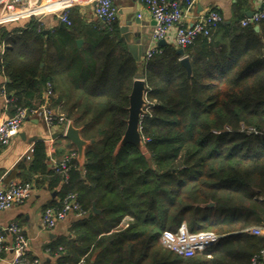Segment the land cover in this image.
I'll return each mask as SVG.
<instances>
[{
    "label": "trees",
    "instance_id": "obj_1",
    "mask_svg": "<svg viewBox=\"0 0 264 264\" xmlns=\"http://www.w3.org/2000/svg\"><path fill=\"white\" fill-rule=\"evenodd\" d=\"M70 17V26L52 33L35 20L12 29L1 63L6 92L19 105H31L51 82L60 112L92 140L83 167L73 160L60 192H76L89 216L50 251L62 248L61 262L85 256L89 264H249L264 247V237L246 230L264 223V19L255 30L240 25V14L182 54L165 44L139 63L118 22L86 25ZM140 65L148 157L131 144L116 151ZM250 128L260 133L248 134ZM33 151L30 169L45 172V146ZM92 202L100 214L92 213ZM125 216L133 221L117 229ZM183 221L190 231L222 235L211 257L182 258L160 245L161 232Z\"/></svg>",
    "mask_w": 264,
    "mask_h": 264
},
{
    "label": "built area",
    "instance_id": "obj_2",
    "mask_svg": "<svg viewBox=\"0 0 264 264\" xmlns=\"http://www.w3.org/2000/svg\"><path fill=\"white\" fill-rule=\"evenodd\" d=\"M92 10L95 17L103 23V26L111 27L118 21L117 7L112 0H91ZM194 0H186V10L189 9ZM40 0H0V24L22 20L35 14V7ZM146 10L154 21V26L150 34V41L158 43L160 40L171 35L176 47L184 49L193 45L199 37H206L210 40L212 31L223 21L222 15L215 9H211L200 15L192 23L184 21L185 13L183 6L177 0H143ZM264 19V6L252 12L250 17H245L240 21L241 26L255 25ZM60 21L70 26L69 7H64L60 11ZM156 46H149L144 52V59L160 53ZM0 94L6 96V103L12 111L8 114V107L5 108V116L0 119V151L9 145L11 140L19 134L23 123L29 117L42 119L45 123L56 130L58 135L65 138V133L69 119L67 116L56 110L52 98L55 93L51 82H47L41 98L32 102L31 105H19L11 95L7 94L6 88L0 85ZM243 128V127H242ZM229 130V129H228ZM243 130V129H241ZM248 134L260 133L254 128L246 131ZM143 140L146 139L143 137ZM33 152V149L30 150ZM76 153L74 151L64 155L59 161L51 164L52 174L59 175L64 185L69 183L70 171L76 168L73 163ZM33 180H9L3 181L0 177V211L6 210L16 203H21L28 197L33 188ZM86 210L82 207L79 196L76 192L65 193L58 205L47 206L41 216V226L44 229L54 228L57 223L64 220L69 213H76L84 216ZM133 218L125 216L118 224V229L127 228ZM262 225L246 229L249 233L259 236L262 233ZM13 233V240L8 243L4 239V233ZM221 235L214 231H190L185 222H182L175 230H163L159 236V243L165 249L178 257L190 258L195 256L211 257V250L219 242ZM27 241L23 233V228L16 222L10 223L8 227H0V260L3 253L13 252V259L10 264H36L37 260L26 255ZM62 264H89L85 257L76 262ZM249 264H264V247L254 253Z\"/></svg>",
    "mask_w": 264,
    "mask_h": 264
},
{
    "label": "crops",
    "instance_id": "obj_3",
    "mask_svg": "<svg viewBox=\"0 0 264 264\" xmlns=\"http://www.w3.org/2000/svg\"><path fill=\"white\" fill-rule=\"evenodd\" d=\"M112 1L117 7V11L122 10L125 17L131 20L135 17L140 20L138 24L133 21L130 29L135 34V42L142 48V55L149 46H159L158 43L151 42L149 39L154 21L146 10L143 0ZM177 1L183 6V11L185 13L184 21L187 23H192L200 15L205 14L211 9L217 10L222 15L223 21L230 23L238 15L243 14L244 18L248 17L245 15L247 11L254 12L256 9H260L264 6V0H194L189 9L186 10V0ZM239 2L242 5L240 12L239 9L237 10ZM67 6L70 9V16H75V19L81 23H85L86 25L98 23L100 25L101 21L93 14L91 0H40L35 14L22 20L0 24V85L4 84V86H6V83L10 82L2 71L1 63L3 53L6 47L9 46L8 40L11 37V30L16 27H23L30 20L40 22L43 26L44 34L47 32L52 33L57 28H64L60 27V23H62L60 21V11ZM137 33H140V36L136 37ZM77 39L82 40L80 44L76 42L78 46H82L84 39L81 37H77L76 40ZM166 44L175 46L171 35L166 37ZM139 63H142V57ZM43 66L44 63H40V67ZM141 66L142 65H140L137 72L136 79L143 80L141 77ZM39 98L41 97L35 98L34 101H37ZM6 99V96L0 94V119L6 115L5 108L8 107ZM57 101H59L58 94L54 96V100H52L51 103L55 105L54 107L56 110L60 111L61 104H57ZM8 110L7 113L9 114L12 109L8 107ZM89 141L92 143V140ZM38 143H42L45 146L46 159L43 161V165L47 168L44 169L45 172H40V170L35 172L30 169L35 154L34 151L30 152V150L35 149ZM71 151L76 153V163L78 167L82 168L84 164L81 165L77 160L76 147L66 138L58 135L56 130L49 127L44 120L35 117L27 118L19 134L11 140L8 146L0 151V177L4 182L9 180H33L35 184L31 194L21 203H16L8 209L0 211V227H8L10 223L16 222L23 228V233L27 241L26 255L31 259H36V264L67 263L60 261V253L63 252L62 248L51 252L50 246H54L59 238L67 236L73 224L89 216V210L85 209L87 212L84 216L80 217V215L76 213H69L67 217L57 223L54 228L44 229L41 226V216L44 208L49 205H58L62 198L60 192L62 191L61 187L63 183L50 182L52 176L56 175L49 174V171L52 173L50 168L51 164L53 161L61 160L64 155ZM93 203L95 202H92V204ZM92 204L90 208L91 211ZM259 236L264 237V226ZM4 239L6 242L10 243L13 240V233L5 232ZM12 259L13 252H4L0 264H10Z\"/></svg>",
    "mask_w": 264,
    "mask_h": 264
},
{
    "label": "water",
    "instance_id": "obj_4",
    "mask_svg": "<svg viewBox=\"0 0 264 264\" xmlns=\"http://www.w3.org/2000/svg\"><path fill=\"white\" fill-rule=\"evenodd\" d=\"M118 14H119L118 27L121 36L126 41L128 49L132 53L134 58L137 61H139L142 57V48L140 45H138V43L135 42V34L130 29V26L133 23V21L138 24L140 20L135 17L132 20L125 17L122 13V10H119ZM245 15L250 17L252 15V11H247ZM100 25L102 26L103 23L101 22ZM60 27H65V26L63 23H60ZM254 29L258 30L259 26L255 25ZM138 36H140V33L136 34V37ZM76 42L80 44L82 43V40L77 39ZM165 44L166 41L164 39L158 42L159 46L160 45L163 46ZM177 52L179 54H182L183 50L178 49ZM181 62L185 65V67L188 70V74L190 75L191 67L189 64V60L186 57H184L181 59ZM146 91H147V85L144 82V80L135 79L133 81L132 89L129 94L128 119L126 122V129L119 144L117 145L116 151H118L125 144H131L134 147H136L138 150H140L145 157H148L147 149L145 148V145L142 143V135L140 129V121L142 117L147 113L145 109V106H147L148 104L145 98ZM80 132H81V127L75 126L74 122L70 120L67 125L65 138L76 147L77 160L81 165H83L84 150L85 147L91 143V141L82 138ZM207 206H213V204L210 202L207 204ZM92 211L93 213L100 214V211L96 208L95 203L92 204Z\"/></svg>",
    "mask_w": 264,
    "mask_h": 264
},
{
    "label": "bare ground",
    "instance_id": "obj_5",
    "mask_svg": "<svg viewBox=\"0 0 264 264\" xmlns=\"http://www.w3.org/2000/svg\"><path fill=\"white\" fill-rule=\"evenodd\" d=\"M37 7H38V6H37ZM37 7H35V10H36ZM262 7H263V6H262ZM117 22H118V21H117ZM179 49H181V48H179ZM142 59H144V53H143V55H142ZM146 100H147V99H146ZM141 120H142V119H141ZM140 124H141V121H140ZM140 129H141V126H140ZM145 139H146V138H145ZM147 140H148V139H147ZM147 140H145V141H147ZM145 141L143 140V136H142V142L145 143ZM183 222H185V221H183ZM181 223H182V222H181ZM181 223H180V224H181ZM185 223H186V222H185ZM180 224H179V225H180ZM186 225H187V224H186ZM203 231H204V230H203ZM161 233H162V232H161Z\"/></svg>",
    "mask_w": 264,
    "mask_h": 264
},
{
    "label": "rangeland",
    "instance_id": "obj_6",
    "mask_svg": "<svg viewBox=\"0 0 264 264\" xmlns=\"http://www.w3.org/2000/svg\"><path fill=\"white\" fill-rule=\"evenodd\" d=\"M147 91H148V89H147ZM147 91H146V93H147ZM146 93H145V98H146ZM145 109H146V111L147 110H149V108L147 107V106H145ZM243 126H241V128H242ZM244 128V127H243ZM146 140H147V138H146ZM143 144H144V142H142ZM144 146V145H143ZM117 229H118V227H117ZM216 233V232H215ZM172 253V252H171ZM173 255H175L174 253H173ZM177 256V255H176Z\"/></svg>",
    "mask_w": 264,
    "mask_h": 264
}]
</instances>
